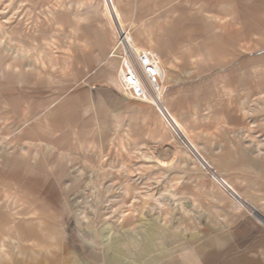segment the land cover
I'll return each instance as SVG.
<instances>
[{"label": "rangeland", "instance_id": "obj_1", "mask_svg": "<svg viewBox=\"0 0 264 264\" xmlns=\"http://www.w3.org/2000/svg\"><path fill=\"white\" fill-rule=\"evenodd\" d=\"M134 2L111 0L116 10ZM191 11L200 29L189 32L192 46L172 47L175 77L160 82L181 128L121 93L103 0H0V264L73 250L181 264L185 247L215 236L234 207L258 219L264 0H193ZM182 131L244 205L193 157ZM205 252L207 264H248Z\"/></svg>", "mask_w": 264, "mask_h": 264}, {"label": "crops", "instance_id": "obj_2", "mask_svg": "<svg viewBox=\"0 0 264 264\" xmlns=\"http://www.w3.org/2000/svg\"><path fill=\"white\" fill-rule=\"evenodd\" d=\"M123 4L126 6L128 5L126 2H123ZM103 7L109 23L113 27L114 13L112 12L108 0H103ZM134 7V9H131V6L129 5L128 10H116L114 7L113 9L120 23L130 25L129 27L131 28L132 36V38L130 36V39L132 43L134 38L136 42H140L143 45L145 44V46L142 47L150 48L156 54L160 61L161 68L166 75L165 81L167 82L175 77L172 64L176 63L177 59L175 58L176 55L174 51H172V47H175L176 45L181 47L192 46L191 35L189 32L195 27H197L196 29H200L199 25L201 21L199 18H194L196 15H193L194 13L191 11L193 10V0H169L167 5L162 7L158 6L154 0H135ZM129 27H126L128 31H130ZM174 31L179 33V36L182 34L181 38H179L180 41L176 42L177 44L172 41L171 35ZM111 36V41H113L114 38V43L111 48L113 50L115 44L113 32ZM150 39L152 42L149 41ZM112 50L111 53L113 52ZM116 53L118 65L119 54L117 51ZM185 57H187V55L182 56L179 59L180 62L181 60L187 61V58ZM188 58H190V55ZM172 118L178 123L175 117ZM167 123L169 127L173 125L171 122H166V124ZM185 134L183 132L181 135L185 136ZM187 138L189 139V142L185 140L184 144L196 159L193 151L194 145L188 135ZM223 178L226 180L225 177ZM226 182L229 184L227 180ZM229 185L234 189L231 184ZM221 187L239 204H245L240 194L235 189L234 190L240 196L239 199L234 197L232 191H228V187L223 185H221ZM252 207L254 208L253 212L258 216L259 220L256 217L247 215L243 212H236L237 207H234L231 215L226 218L227 222L225 227L219 229V231L217 230L215 236L210 237L207 242L200 243L194 252L193 248L185 247L183 258H181L182 263L207 264L210 258L208 252H205V250L207 247H210L213 252V262L218 263L228 255H239L241 258L239 257L240 259H238L237 257V260H241L242 257L245 256L248 259V264H264V205H259L255 202ZM258 212H260L261 215ZM70 250L71 248L67 247L62 251L65 252L64 254L68 255ZM73 252L74 256L68 258L65 257V255L62 260H60L61 258L59 259V252H56V254L53 252L51 255H43L40 262L41 264H93L94 262L95 264H114V262L125 264L122 258H116L115 261H113V259L110 256H107L104 252L96 255L92 254L91 251L88 253H80V250L79 252L73 250ZM36 262L38 261L35 260L34 262L31 258L28 264H37ZM138 262L139 261L136 260V262L132 264H139ZM166 264L174 263L168 261Z\"/></svg>", "mask_w": 264, "mask_h": 264}, {"label": "built area", "instance_id": "obj_3", "mask_svg": "<svg viewBox=\"0 0 264 264\" xmlns=\"http://www.w3.org/2000/svg\"><path fill=\"white\" fill-rule=\"evenodd\" d=\"M108 2L114 13L115 44L112 51H117L119 54L116 76L121 93L133 100L150 102L167 122H171L175 126L176 124L160 96L162 69L158 57L150 48L132 43L128 29L116 17L111 0ZM193 151L199 164L204 169L211 171V178L217 184L228 187L234 195L240 197L222 176L211 169L210 164L194 147Z\"/></svg>", "mask_w": 264, "mask_h": 264}, {"label": "bare ground", "instance_id": "obj_4", "mask_svg": "<svg viewBox=\"0 0 264 264\" xmlns=\"http://www.w3.org/2000/svg\"><path fill=\"white\" fill-rule=\"evenodd\" d=\"M162 69V68H161ZM160 79H161V82H162V85L164 84V81H165V73H164V71H163V69L161 70V74H160ZM230 189H228V191H229ZM231 191V190H230ZM234 197L236 198V199H239V197L238 196H236V195H234Z\"/></svg>", "mask_w": 264, "mask_h": 264}]
</instances>
